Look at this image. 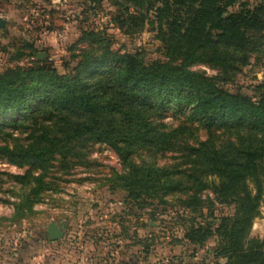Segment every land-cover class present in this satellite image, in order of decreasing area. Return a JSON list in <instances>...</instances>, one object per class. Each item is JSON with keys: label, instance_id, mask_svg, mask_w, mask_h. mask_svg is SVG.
<instances>
[{"label": "trees", "instance_id": "obj_1", "mask_svg": "<svg viewBox=\"0 0 264 264\" xmlns=\"http://www.w3.org/2000/svg\"><path fill=\"white\" fill-rule=\"evenodd\" d=\"M80 1L82 12L96 17L104 2L116 8L104 16L119 31L147 26L163 59L144 63L115 52L106 29L94 28L81 31L87 48L69 73L45 61L0 73V136L26 135L0 144V157L40 171L13 177L36 181L18 195L14 215L52 186L45 179L55 162L62 170L87 167L100 145L123 167L108 179L111 188L137 204L156 201L208 217L216 210L204 193L210 191L232 213L189 224L182 239L198 247L217 240L215 255L225 264H264V238H249L264 197V93L254 101L224 89L251 56H264V2L228 11L238 0ZM194 65L216 75L190 70ZM168 113L187 123L166 126ZM167 154L173 163L159 165Z\"/></svg>", "mask_w": 264, "mask_h": 264}, {"label": "rangeland", "instance_id": "obj_2", "mask_svg": "<svg viewBox=\"0 0 264 264\" xmlns=\"http://www.w3.org/2000/svg\"><path fill=\"white\" fill-rule=\"evenodd\" d=\"M260 2L264 0H238L228 11ZM116 10L103 3L104 15H114ZM82 11L80 0H0V73L17 67L27 69L43 61L61 74L69 73L77 65L80 51L87 48L79 42L81 31L94 28L106 29L115 52L132 54L144 63L163 59L159 43L147 26L119 31L107 16ZM190 70L216 75L205 65H194ZM224 89L258 100L264 93V56H251L249 64ZM161 122L169 127L187 123L171 113ZM6 134L0 136V144L13 145L12 138L26 136L21 129L13 131L11 137ZM152 155L142 153L141 159ZM172 158L167 154L157 161L170 165ZM89 159L87 167L75 165L66 170L55 162L45 179L52 181V186L43 190L30 210L15 216L18 195L36 181L23 184L13 177H22L27 171L37 177L40 171L0 157V255L18 258L22 264H75L77 260L86 264H225V259L216 258L217 240L209 239L198 247L182 235L189 224L204 219L216 222L222 213H232V207L218 201L210 191L204 193L216 209L211 217L206 212L202 216L156 201L137 204L123 190L111 188L108 179L113 173H121L123 167L108 147L95 145ZM259 209L250 239L264 238V197ZM49 224L57 225L63 233L54 242L47 238Z\"/></svg>", "mask_w": 264, "mask_h": 264}, {"label": "water", "instance_id": "obj_3", "mask_svg": "<svg viewBox=\"0 0 264 264\" xmlns=\"http://www.w3.org/2000/svg\"><path fill=\"white\" fill-rule=\"evenodd\" d=\"M0 26H2V22L0 23ZM39 57H40V54L37 55V59H39ZM46 232L48 235V239L51 241L57 240L63 235L61 230L55 224H49Z\"/></svg>", "mask_w": 264, "mask_h": 264}, {"label": "crops", "instance_id": "obj_4", "mask_svg": "<svg viewBox=\"0 0 264 264\" xmlns=\"http://www.w3.org/2000/svg\"><path fill=\"white\" fill-rule=\"evenodd\" d=\"M47 238H48V235H47ZM49 241H51V240H49ZM54 241H56V240H53L51 242H54ZM0 264H22V262L18 258L12 260V257L7 258L4 255H0ZM62 264H70V262L67 261V263H62ZM75 264H86V263L84 261H78L77 260V261H75Z\"/></svg>", "mask_w": 264, "mask_h": 264}]
</instances>
